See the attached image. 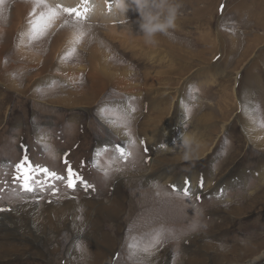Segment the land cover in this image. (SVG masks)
Masks as SVG:
<instances>
[{
	"label": "rangeland",
	"instance_id": "obj_1",
	"mask_svg": "<svg viewBox=\"0 0 264 264\" xmlns=\"http://www.w3.org/2000/svg\"><path fill=\"white\" fill-rule=\"evenodd\" d=\"M33 2L0 0V181H9L0 183L8 220L0 225V264H264V152L248 142L255 130L264 138V0H171L174 27L157 33L165 44L154 40L155 49L144 46L131 0L126 13L118 0H47L84 18L61 12L35 37L27 9L23 18L16 13V4ZM113 30L141 45L122 43ZM213 55L224 76L211 79ZM175 56L183 62L175 65ZM109 66L137 84L134 94L111 81ZM166 66L174 67L170 78L147 77ZM185 89L194 102L161 99ZM242 101L259 107L256 124L241 113ZM203 133L209 151L184 158ZM25 156L60 176L70 166L91 187L53 181L55 190L14 195V166Z\"/></svg>",
	"mask_w": 264,
	"mask_h": 264
},
{
	"label": "snow or ice",
	"instance_id": "obj_2",
	"mask_svg": "<svg viewBox=\"0 0 264 264\" xmlns=\"http://www.w3.org/2000/svg\"><path fill=\"white\" fill-rule=\"evenodd\" d=\"M41 6H43L44 10L40 11L39 16L36 17L37 8ZM83 11L86 13L88 9L85 8ZM61 12L69 13V14L74 13L75 18L77 19L84 18L83 13L77 11L75 8H66V7H62L61 5H56L55 7H52L47 4V0H34L33 8L29 13V16L33 17V19L28 21L29 25L31 26L33 37L42 34L44 31L47 30V28L51 27V25L56 21V19L59 17ZM82 35L83 33H78L74 35L71 43L73 44L79 43ZM134 110L135 109H127L126 112L130 113L133 112ZM241 112L245 113L250 118L252 123L254 124L257 123L255 116L259 112V107L253 106L251 101H248L247 103L243 101L241 102ZM259 126L264 127V121H261ZM44 150L45 151L48 150L46 145L44 146ZM117 150L122 157L126 155L123 148L117 146ZM14 167H15V173L12 175L10 181L11 184L18 185V190L17 188L12 189V193L14 195H19L20 192H26V193L35 192L39 188H42L44 186H49L54 189V185L52 184L53 181H61L65 183L68 188H73V189L77 186V181H79L81 184H84L85 187H91L90 185H87V182L84 181L83 178L78 173L74 172V170L70 166L67 168L68 175L66 177L58 175L55 171H52L47 167H42L40 165L32 164L28 160L27 156H25ZM39 176H43L44 178L42 180L38 179L37 177ZM0 183L7 184L9 183V181H0ZM189 184L190 181L186 178L185 188L183 190V194L185 196L189 195L190 193V187H188ZM201 186H203V179H201ZM173 188L175 189V186H173ZM4 190H5L4 188H0V192H3ZM4 210L6 209H0V211H4ZM129 247L131 248V245H129ZM144 250L147 251V249Z\"/></svg>",
	"mask_w": 264,
	"mask_h": 264
},
{
	"label": "bare ground",
	"instance_id": "obj_3",
	"mask_svg": "<svg viewBox=\"0 0 264 264\" xmlns=\"http://www.w3.org/2000/svg\"><path fill=\"white\" fill-rule=\"evenodd\" d=\"M57 1H60V0H57ZM77 1V0H76ZM103 1V0H102ZM110 1V0H109ZM65 2V1H64ZM69 2V1H68ZM63 3V2H62ZM64 4H66V3H64ZM73 4H74V2H73ZM102 5V4H101ZM101 5H100V7H101ZM26 6V7H25ZM68 6V5H67ZM78 6V5H77ZM16 13L18 14V17L19 18H23V16H21V13L25 10V9H27L26 11H27V13L25 14V17H28L29 16V13H30V11L32 10V8H33V3L32 4H27V5H20V4H16ZM71 8H73V7H71ZM74 8H75V6H74ZM93 9V11L94 10H99L100 8L99 7H97V8H92ZM77 11H80L81 12V10L80 9H77ZM37 15H39V12H38V9H37ZM87 15H89V14H87ZM30 17V16H29ZM38 17V16H37ZM30 19H33V17H30L29 18V20ZM21 21V20H20ZM113 33H116V34H121V42L122 43H124V44H129L128 46H133V43H135V42H137L139 45H141L137 40L134 42V40L135 39H132V37L130 38V37H127L126 35H125V33H122L120 30H117V31H115V30H113ZM65 36V35H64ZM71 36V33H68L67 34V39H65V40H63V41H60L59 43L60 44H66L67 43V40H68V38ZM143 38H145V37H143ZM154 40H156L157 42H160V43H163V44H165L164 43V39L163 38H161V37H155L154 38ZM55 41H56V39H55ZM70 43V42H69ZM68 44V43H67ZM138 44H135V45H138ZM144 46H146L148 49H155L153 46H151L150 44H145ZM143 46V47H144ZM145 47V48H146ZM64 49V48H63ZM156 49H159V48H157L156 47ZM134 50H136L135 48H134ZM149 51V50H148ZM146 53H148V52H146ZM166 53V52H165ZM29 55V54H28ZM95 55L97 56V57H99L100 59H102L103 60V62L104 63H107V56L106 55H103L102 53H95ZM165 56V55H164ZM166 57V56H165ZM29 58H31L32 59V56H30L29 55ZM172 58V57H171ZM166 59V58H165ZM173 59H174V57H173ZM181 59V58H180ZM187 60V59H186ZM175 61V60H174ZM189 61V60H188ZM111 69H107L106 70V74L108 75V76H114L113 78H111V81L112 80H116V84L121 88L120 90H121V92H125V93H127V94H134V91L137 89V84H135L134 85V83H130V80H128L127 78L126 79H121L120 78V76H119V74H117L116 73V71H119L120 69H118V68H115V67H113V66H109ZM253 68V67H252ZM171 69L169 68V69H161V70H157V71H154L153 73H148L147 72V77H153V76H157V75H160L159 77H164V76H162V75H166V74H168V73H171V71H170ZM246 74V73H245ZM249 77V75L247 76V78ZM254 78V77H253ZM153 79V78H152ZM229 79V78H228ZM158 80V79H157ZM147 81H149L150 82V85H152V81L150 80V79H148ZM112 82H114V81H112ZM244 82H245V80H244ZM11 83V82H10ZM163 83V82H162ZM231 83V82H230ZM258 83V82H257ZM115 84V85H116ZM116 85V86H117ZM158 85H159V83H158ZM224 85V84H223ZM170 86V85H169ZM173 86H175V85H173ZM184 86V85H183ZM183 86H182V88H183ZM256 86V85H255ZM156 87V86H155ZM164 87V86H163ZM221 87V86H220ZM147 88V87H146ZM161 88V87H160ZM222 88V87H221ZM139 89V88H138ZM170 89V88H169ZM150 90V89H149ZM175 90H177V89H175ZM227 90V89H226ZM145 91V90H144ZM183 91V90H182ZM142 92V91H141ZM166 92V91H165ZM220 92V91H219ZM176 93H178V92H176ZM236 93V92H235ZM247 93V92H246ZM166 94V93H165ZM170 96V95H169ZM177 96V95H176ZM222 98V97H221ZM65 99V98H64ZM237 99V98H236ZM238 100V99H237ZM69 101V100H68ZM224 101H227V100H224ZM229 101V100H228ZM60 102V101H59ZM169 102V101H168ZM61 103V102H60ZM68 103V102H67ZM227 103V102H226ZM225 103V104H226ZM239 104V103H238ZM234 106H235V104H234ZM241 111V110H240ZM170 112V111H169ZM242 113V112H241ZM244 114V113H243ZM242 114V115H243ZM206 113L204 112L203 113V116L201 115V117H200V119H202V120H207V118H206ZM210 115V114H209ZM238 115V114H237ZM244 117L246 118V116L244 115ZM153 118H155V117H153ZM199 118V117H198ZM237 118V117H236ZM248 118V117H247ZM156 119V118H155ZM165 119V118H164ZM238 119V118H237ZM242 119V118H241ZM158 121V120H157ZM201 121V120H200ZM241 121V120H240ZM244 121V120H243ZM246 121V120H245ZM206 122V121H205ZM204 122V123H205ZM211 123H212V121H211ZM243 123H245V122H243ZM215 124V123H214ZM246 124H248V123H246ZM209 125V124H208ZM244 125V124H243ZM197 126H199V125H197ZM257 126V125H256ZM199 127H201V125L199 126ZM206 127H207V125H206ZM210 127V126H209ZM241 127H242V124H241ZM245 127V126H244ZM255 128V127H253L252 126V124H250L249 125V128ZM258 127V126H257ZM203 128H204V130L206 131V128H205V126L203 125ZM259 128V127H258ZM194 129H198L197 127H194ZM199 131V130H198ZM246 131H248V130H246ZM252 131V130H251ZM209 132V131H208ZM245 132V131H244ZM254 132V131H253ZM252 132V133H253ZM207 133V132H206ZM164 134H166L167 136L169 135L168 134V131L166 132V133H164ZM197 134V133H196ZM250 134V133H249ZM258 131H256L255 130V132H254V135L253 134H251L250 136H251V140H248V142H250V143H252L254 146H255V148L257 147V149L259 148V151L261 150V151H263L264 152V138H261L260 137V139H259V137H258ZM201 135V134H200ZM247 135V134H246ZM165 136V135H164ZM189 136V135H188ZM194 136V135H193ZM192 136V137H193ZM198 136V135H197ZM188 139H190V136L189 137H187ZM210 139H211V137H210ZM208 137H206V134H204L203 133V135L201 136V138H200V140H199V144H197V145H195V147H193V148H191L190 150H191V152H189V153H187L185 156H183L184 158H186V159H193L194 157H200V156H202V155H204L205 156V152L208 150L209 151V140H210ZM249 139V138H248ZM155 141V140H154ZM175 141V140H174ZM252 141V142H251ZM166 142H167V144H168V146L170 145V142H169V139H166ZM212 148V147H211ZM207 151V152H208ZM169 155H171V152H168V153H166V158H167V156H169ZM182 156V155H181ZM172 157V156H171ZM175 157V156H174ZM157 158H159V157H157ZM166 158H165V160H166ZM169 158V157H168ZM167 158V159H168ZM180 158H182V157H180ZM159 160V159H158ZM162 160H164V159H162ZM175 160H177V159H175ZM154 162L155 161H157V160H153ZM152 161V163H151V165H150V170H152V165L153 164H155L154 162ZM161 161V160H160ZM201 162V161H200ZM157 163V162H156ZM166 163V162H165ZM164 164V163H163ZM170 164H171V162H170ZM227 168V167H226ZM264 169V168H263ZM149 172V171H148ZM197 173V172H196ZM262 174V173H261ZM197 176V175H196ZM138 177V176H137ZM227 177V176H226ZM225 177V178H226ZM221 178H223V177H221ZM197 181V180H196ZM180 183H182V181L180 182ZM209 183V182H208ZM7 222H8V220L6 219V217H4V216H1L0 215V225H6L7 224ZM38 247V246H37ZM253 263V262H252ZM251 263V264H252Z\"/></svg>",
	"mask_w": 264,
	"mask_h": 264
},
{
	"label": "clouds",
	"instance_id": "obj_4",
	"mask_svg": "<svg viewBox=\"0 0 264 264\" xmlns=\"http://www.w3.org/2000/svg\"><path fill=\"white\" fill-rule=\"evenodd\" d=\"M138 13V26L143 33L146 43H154L157 33L167 35L174 27L178 8L171 0H131ZM118 6L123 13L129 9L124 0H118Z\"/></svg>",
	"mask_w": 264,
	"mask_h": 264
},
{
	"label": "crops",
	"instance_id": "obj_5",
	"mask_svg": "<svg viewBox=\"0 0 264 264\" xmlns=\"http://www.w3.org/2000/svg\"><path fill=\"white\" fill-rule=\"evenodd\" d=\"M251 12V11H250ZM191 19V18H190ZM180 31V30H179ZM186 32L187 33H189V32H191L190 31V29H187L186 30ZM207 33V31L206 30H203V31H200V34H202V35H205ZM220 35H221V31L220 30H215V37H216V40H214V43L216 44V45H218L219 43H220V39H218L219 37H220ZM210 36L211 37H214V35L211 33L210 34ZM214 56V55H213ZM213 61H215L216 60V64L217 65H214L212 68H210L209 70H211L212 71V73H213V75L210 77L211 79H213V78H215V77H219L220 78V75H222V76H224L223 74H222V72H220V68H221V66H220V64H218L217 63V60L219 59V57L216 55V56H214L213 58ZM220 59H221V57H220ZM175 60V61H174ZM174 63H175V65H177V62H183L182 60H180V59H177V57L175 56L174 57V59L172 60ZM166 68H170L171 70V73H168V74H166L167 76H166V78H170L171 77V75L173 74L172 72H173V69H174V67L173 66H166ZM184 68V67H183ZM197 69V68H196ZM204 70V69H203ZM203 70H201L200 72H202ZM175 72V71H174ZM204 72H206V71H204ZM204 72H202V73H200V74H203ZM176 74H178L177 72H176ZM185 74H187L186 73V71H185ZM169 75H170V77H169ZM196 77V75L195 76H193L192 78H193V83H195V86H197V87H200V89H202V87L204 86V82L202 81V82H199L198 80L199 79H197V78H195ZM208 83H212V82H208ZM193 87V86H192ZM199 89V90H200ZM184 92H186V93H184ZM184 92H178V93H168V94H165V93H160V94H162V97H161V99L162 100H164V101H175V100H178L180 103H182L183 101H185L186 99H189L188 101H190V102H194L192 99H191V97L189 96V94H188V91H187V89H185L184 90ZM170 95V96H169ZM177 95V96H176ZM176 105V104H175ZM160 106V105H159ZM170 107L172 108V106H170V105H168L167 104V107H166V109H168V110H170ZM192 109H194L193 107L192 108H186V110H189V111H192ZM171 126H168L166 129H168V128H170ZM178 133H181L182 134V139L184 140V136H185V133H188L189 134V136H190V139H189V141H188V143H192V142H194V137H192L193 135L191 134V132H190V130H186V129H180V130H178L177 131V134ZM168 136L165 134V137H166V139H170V138H172L173 137V134H174V131L170 128V129H168ZM180 135V134H179ZM189 136H187V137H189ZM255 171V170H254Z\"/></svg>",
	"mask_w": 264,
	"mask_h": 264
}]
</instances>
